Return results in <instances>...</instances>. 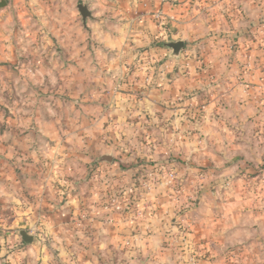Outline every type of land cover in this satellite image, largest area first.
I'll return each mask as SVG.
<instances>
[{"label":"crops","instance_id":"0c3cea01","mask_svg":"<svg viewBox=\"0 0 264 264\" xmlns=\"http://www.w3.org/2000/svg\"><path fill=\"white\" fill-rule=\"evenodd\" d=\"M42 1L91 16L56 27L77 65L52 28L20 22L38 57L1 37L0 264H264V25L238 37L245 0ZM155 166L176 179L146 190Z\"/></svg>","mask_w":264,"mask_h":264},{"label":"rangeland","instance_id":"374dc122","mask_svg":"<svg viewBox=\"0 0 264 264\" xmlns=\"http://www.w3.org/2000/svg\"><path fill=\"white\" fill-rule=\"evenodd\" d=\"M10 1V6H5L3 8H0V13H2L3 11H9L8 13H5L3 15L0 14V31L2 33H0V41L3 38V40L5 41V43H9L10 42H15V43H22V45L25 46V49H23L24 52V56L23 57H31L32 55L38 57L37 52H33V54L31 55L30 53H28L27 50H30L28 46H30L31 42H33L35 40V42H42L45 39L42 37V35H39V37H37V33L34 32H29V33H25L20 29L21 27H23L24 25L22 24H27V23H31L33 22L34 24H36L38 27H43V28H47V30L49 28H52V32L50 33V37L54 38L56 43H58L56 45V47L54 48L55 50L52 52L51 56L55 57V58H60L61 54L65 55L64 57H66L65 59L62 58L63 61L67 62V57L71 58L74 57V54L72 53V51H76V48L73 46L72 43L71 45L68 44L65 46V35H59V27L60 24L65 25L67 24L68 29L71 30L72 33H74L75 28H81L82 31H84V26H83V18L81 16V13L78 9V6H70V10L72 8V11H79V14L76 15H72L70 12L68 14H66V10L64 12H60L59 10L56 12L57 15L56 16H52L48 13V10L45 9V6H48L50 1H42V0H37V1H31L30 2V11H31V16H20L17 12L18 8H13L12 6H14V3L12 0ZM56 5L60 3V5L63 3V1L61 0L59 2V0H56L54 2ZM212 3L214 4V6H217L220 2H218L217 0L212 1ZM86 4V3H84ZM264 0H245L243 3H241V7H242V13L243 15L241 16V18H239V24H240V32L237 33L238 37H247L250 39H255L257 40V35L258 33H254L252 30V28L257 27L258 25H264ZM162 15V13H161ZM159 17H156V20L158 21V24L160 26V30L162 31V35L159 37L160 42H165V45L167 46L168 43L170 42H174V41H179V40H175L172 36L171 31H168L165 29V31L163 32V26L164 24L162 23V20L159 19ZM231 18V17H229ZM21 22V23H20ZM242 32V33H241ZM262 34V33H261ZM227 35H235V33L232 34H227ZM2 37V38H1ZM75 38V36H74ZM237 40V37H235ZM174 39V40H172ZM249 39V40H250ZM181 40V39H180ZM68 41H70L68 39ZM89 41V40H88ZM182 41V40H181ZM30 43V44H29ZM73 47V48H72ZM168 47V46H167ZM251 48V46H250ZM168 49L172 50L171 48L168 47ZM72 50V51H71ZM78 50V48H77ZM173 52V50H172ZM81 55L84 53H87L86 51L83 52V50H80ZM86 56V55H85ZM95 55L92 53V59H94ZM90 58V59H91ZM73 60V59H71ZM69 63V62H67ZM75 65L76 64V60H75ZM6 86L5 87H11L14 83L13 82H5ZM56 82H53L52 84H54ZM26 88V87H24ZM27 89V88H26ZM9 97H1L0 96V101L1 102H12L13 99H15V97L13 98L10 94L8 95ZM11 210V209H10ZM10 210H2L0 209V227H2V222L1 219L5 217V219L7 218V213H10ZM5 226V225H3ZM7 231H10V229H8ZM18 233V232H17Z\"/></svg>","mask_w":264,"mask_h":264},{"label":"built area","instance_id":"2783aa9c","mask_svg":"<svg viewBox=\"0 0 264 264\" xmlns=\"http://www.w3.org/2000/svg\"><path fill=\"white\" fill-rule=\"evenodd\" d=\"M159 16L161 17V12H158L156 14V17H159ZM159 176L164 177V182L166 185H171L176 179V171L175 169H172V168L165 170V168L162 166H155V168L152 171L148 172L146 180L143 181L144 188L146 190L150 189L157 182ZM119 197L120 196L118 195L110 196L108 200V204L111 205L112 207L119 208V205H118L120 202ZM190 263L191 264L195 263V260L191 258Z\"/></svg>","mask_w":264,"mask_h":264},{"label":"water","instance_id":"95a60500","mask_svg":"<svg viewBox=\"0 0 264 264\" xmlns=\"http://www.w3.org/2000/svg\"><path fill=\"white\" fill-rule=\"evenodd\" d=\"M6 5H7L6 0H0V8H3ZM78 9L81 13L83 21L85 22L91 16V12L89 11L88 5L81 3L78 5ZM167 46L173 50V52H174L173 54L176 56L179 54V52L184 47V43H183V41L179 40V41L170 42L167 44ZM98 162H109V163H111L112 162V156L111 155H103L98 159ZM21 234H22L24 241H26L28 243H30L32 241V237L27 232L23 231Z\"/></svg>","mask_w":264,"mask_h":264},{"label":"trees","instance_id":"16d2710c","mask_svg":"<svg viewBox=\"0 0 264 264\" xmlns=\"http://www.w3.org/2000/svg\"><path fill=\"white\" fill-rule=\"evenodd\" d=\"M145 167H146V165H143V166L141 167V170L144 169Z\"/></svg>","mask_w":264,"mask_h":264}]
</instances>
